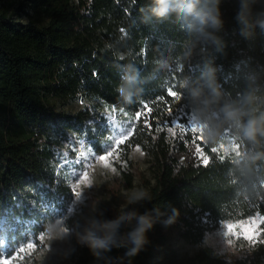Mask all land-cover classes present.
<instances>
[{
    "label": "trees",
    "instance_id": "16d2710c",
    "mask_svg": "<svg viewBox=\"0 0 264 264\" xmlns=\"http://www.w3.org/2000/svg\"><path fill=\"white\" fill-rule=\"evenodd\" d=\"M27 1L46 22L21 23L0 12V237L6 248L45 228L54 214L50 206L60 212L69 205L72 188L56 163L60 141L83 132L99 150L108 132L104 113L116 108L132 126L122 148L139 146L150 172L143 198L120 216L147 213L153 227L143 248L126 256L123 238L135 221L122 222L115 239L123 246L102 252L94 264H264V137L249 141L240 123L228 122L209 142L197 120L199 109L223 121L229 105L247 114L245 122L264 115V33L240 34L238 0H220L219 44L184 31L175 16H150V0ZM261 8L264 3L255 10ZM209 64L217 68L219 95L202 78ZM194 89L202 90L200 98ZM52 99L82 105L67 113ZM173 209L179 215L166 225ZM255 215L258 236L239 256L205 243L222 222ZM178 240L200 247L180 255Z\"/></svg>",
    "mask_w": 264,
    "mask_h": 264
},
{
    "label": "rangeland",
    "instance_id": "374dc122",
    "mask_svg": "<svg viewBox=\"0 0 264 264\" xmlns=\"http://www.w3.org/2000/svg\"><path fill=\"white\" fill-rule=\"evenodd\" d=\"M0 12H7L21 23L47 20L35 12L27 0H0ZM51 101L57 111L67 113L76 112L82 105L81 101ZM104 117L108 132L104 134L99 150L83 132L71 131L57 148V169L72 188L67 208L57 212L50 206L47 212L54 214L47 219L45 228L32 237H23L13 248H6L4 237H0V264L4 260H10L11 264H94L96 257L88 246L80 243V236L94 221L103 223L117 219L122 211L139 203L134 197L141 194L143 180L150 177L147 157L139 146H134L128 153L122 148L132 130L128 114L112 108L104 113ZM118 128L127 130V134L118 135ZM128 174H131V182L125 177ZM260 221L261 218L255 215L222 222L206 234L205 243L218 251L239 256L250 242L245 236L252 235L253 240L258 236ZM92 230L97 235L102 233L95 228ZM29 244L35 247L28 248ZM175 247L180 255H193L200 246L178 240Z\"/></svg>",
    "mask_w": 264,
    "mask_h": 264
},
{
    "label": "clouds",
    "instance_id": "9594fccd",
    "mask_svg": "<svg viewBox=\"0 0 264 264\" xmlns=\"http://www.w3.org/2000/svg\"><path fill=\"white\" fill-rule=\"evenodd\" d=\"M220 0H150L147 11L150 16L160 20H166L175 16L180 27L197 38H202L205 42L219 44V38L215 35L223 27L222 14L219 7ZM264 3V0H238L237 11L234 19L238 25L240 34L248 38L252 36L257 29L264 33V8L256 11L258 4ZM217 68L211 64L206 66L202 73V78L206 82L208 88L213 93L219 95V87L216 84ZM119 94L128 102L131 101V95L125 88H118ZM194 98L202 96L201 89H194L192 92ZM246 99H250L247 97ZM209 104L211 101H205ZM247 115L238 108L231 105L224 108L223 121L217 122L212 117H205L201 110H197V120L204 124V135L207 141L216 142L224 133L225 124L228 122H238L241 124L243 136L252 142H256L258 138L264 137V115H251L247 121H243V117ZM143 193L134 197V199L143 198ZM179 212L173 209V215L165 221L166 225L173 224L178 217ZM135 221L131 224L130 230L125 234L126 251L124 255H136L147 242L145 233L153 227L151 217L145 213L137 215L131 213L122 215L117 219L107 220L103 223L94 221L91 228L85 230V234L81 235L79 240L81 244L88 246L94 257L99 258L101 253H107L113 247L120 248L123 245L115 239L117 230L124 221ZM98 229L103 234L97 235Z\"/></svg>",
    "mask_w": 264,
    "mask_h": 264
},
{
    "label": "snow or ice",
    "instance_id": "6c2138e0",
    "mask_svg": "<svg viewBox=\"0 0 264 264\" xmlns=\"http://www.w3.org/2000/svg\"><path fill=\"white\" fill-rule=\"evenodd\" d=\"M117 134H118V135H121V136L126 135V134H127V130H125V129H119V128H118V132H117ZM109 155H111L110 152H109ZM100 158H101V159H104L103 156H101ZM77 187H79V185H77ZM229 229H231V225L229 226ZM245 238H246L248 241H252V242H254V240H253V236H252V235H246ZM34 247H35V245H33V244H29V245H28V248H34ZM20 251L23 252L24 249H20ZM3 264H11V261H10V260H4V261H3Z\"/></svg>",
    "mask_w": 264,
    "mask_h": 264
}]
</instances>
